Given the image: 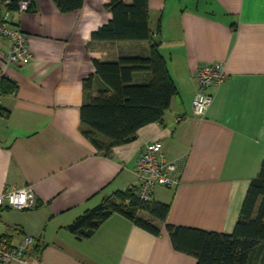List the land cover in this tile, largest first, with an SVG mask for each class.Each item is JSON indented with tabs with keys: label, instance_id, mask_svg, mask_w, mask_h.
<instances>
[{
	"label": "crops",
	"instance_id": "1",
	"mask_svg": "<svg viewBox=\"0 0 264 264\" xmlns=\"http://www.w3.org/2000/svg\"><path fill=\"white\" fill-rule=\"evenodd\" d=\"M34 2V10L10 11L9 21L27 36L29 62L7 65L11 42L0 35V70L17 88L1 97L0 194L5 186L30 187L37 202L25 210L0 208V234L17 246L34 237L37 249L27 264H196L174 248L166 224L232 233L264 161V0H149L153 41L177 93L162 121L108 151L80 129L85 99L105 89L94 62L147 56L152 42L93 40L112 18L110 0H84L70 12L53 0ZM0 10H6L1 1ZM213 62H222L228 76L207 90L213 101L198 116L196 73ZM90 75L89 91L84 80ZM150 76L137 71L133 81ZM152 141L162 142L180 176L177 186L152 193L150 200L170 204L165 221L139 211L160 233L118 212L88 238L67 229L116 191L138 185L137 162Z\"/></svg>",
	"mask_w": 264,
	"mask_h": 264
},
{
	"label": "trees",
	"instance_id": "2",
	"mask_svg": "<svg viewBox=\"0 0 264 264\" xmlns=\"http://www.w3.org/2000/svg\"><path fill=\"white\" fill-rule=\"evenodd\" d=\"M6 10L15 12L22 0H0ZM60 11L70 12L83 6L84 0H53ZM110 0L111 20L92 33L99 41H149L147 56H123L113 61L95 60V74L105 89L85 99L81 107V132L100 150L133 141L137 131L152 122H160L169 109L177 86L160 53L149 26V0ZM29 0L27 10H34ZM137 71L150 73L148 82L135 83ZM94 75L84 80L85 90L93 88ZM16 84L4 78L1 94L14 93ZM7 208V207H5ZM145 211L165 221L170 204L141 200L136 186L118 190L97 206L88 209L67 225L79 238L90 237L113 213L118 212L135 224L157 235L160 229L139 216ZM176 250L192 255L196 264H264V161L251 180L239 218L232 233L166 224ZM37 249L35 245L34 249ZM32 250V251H33ZM258 259L252 263L253 257ZM260 262V263H259Z\"/></svg>",
	"mask_w": 264,
	"mask_h": 264
},
{
	"label": "built area",
	"instance_id": "3",
	"mask_svg": "<svg viewBox=\"0 0 264 264\" xmlns=\"http://www.w3.org/2000/svg\"><path fill=\"white\" fill-rule=\"evenodd\" d=\"M29 7V0H22L19 3V12L26 11ZM10 11L0 10V35L7 37L10 48L5 55V63L8 65L24 64L29 62L32 54L28 49L27 36L21 30L14 28L9 23ZM222 62H213L202 66L196 73L198 91L195 94L192 107L193 113L204 116L213 101V95L207 90L211 86H219L227 79ZM7 78L5 69L0 70V104H1V84ZM182 119L177 117V121ZM137 196L147 201L151 199L152 193L157 186L175 187L180 182L177 174V164L168 160L163 151V144L160 141L148 142L136 166ZM37 197L30 187L5 186L0 194V208H11L17 210L30 209L36 205ZM34 237L27 235L22 246H17L9 238L0 234V264L9 262H19L27 264L30 260V253L35 247Z\"/></svg>",
	"mask_w": 264,
	"mask_h": 264
},
{
	"label": "rangeland",
	"instance_id": "4",
	"mask_svg": "<svg viewBox=\"0 0 264 264\" xmlns=\"http://www.w3.org/2000/svg\"><path fill=\"white\" fill-rule=\"evenodd\" d=\"M260 263V262H259Z\"/></svg>",
	"mask_w": 264,
	"mask_h": 264
}]
</instances>
